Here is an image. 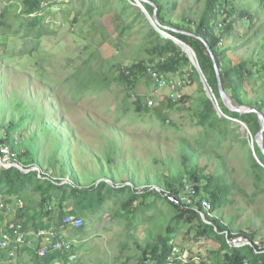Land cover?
Returning <instances> with one entry per match:
<instances>
[{"label": "rangeland", "instance_id": "rangeland-1", "mask_svg": "<svg viewBox=\"0 0 264 264\" xmlns=\"http://www.w3.org/2000/svg\"><path fill=\"white\" fill-rule=\"evenodd\" d=\"M156 1L164 26L192 28L205 0ZM259 1L231 0L235 22L223 41L226 60L264 61V8L259 7ZM128 3L136 7L133 0ZM7 5L8 21L14 22V15L22 10L21 0ZM64 6L54 5L41 14L39 28H44V36L29 55L21 49L25 44L23 31L13 33L18 22L10 26L11 31L0 27V131L8 147L24 158L31 170L76 186L104 182L101 192L106 198L97 212L84 217L78 216L74 196L66 188L68 217L83 221L82 229L62 230V237L71 239L74 246L80 244L78 264H136L141 247L173 217L174 211L161 191L170 185L183 188L188 184L198 186L199 197L211 199L203 187L208 176H223L231 187L222 204L211 212L212 217L220 219L231 234H248L264 241V185L255 189L248 172L252 159L258 161L248 125L224 116L230 121L221 134L199 126L197 113L201 100L208 96L217 114H223L202 73L200 82L192 80L182 93L168 89H182L177 83L183 78L190 80L189 66L174 74H159L167 80L164 88H158L149 71L132 87L116 80L118 69L154 60L143 46L148 25L161 34L151 14L138 8L145 14L137 20L140 23L117 31L113 14L94 13L75 22L73 13L65 16L61 11ZM245 10H252L254 18H240ZM130 14L126 12L124 18ZM81 82L94 84L90 87L95 90L80 91ZM241 89L246 103L263 100L264 74L258 73ZM178 94L184 99L174 103L163 123L161 111L168 105L165 97L172 101ZM136 97L141 104L149 98L155 107L136 111ZM195 175L200 179L195 180ZM108 186L123 190L116 193ZM128 186L137 192L150 186L160 196L149 192L138 196L131 205L137 206L123 212L121 204L132 193ZM12 199L10 210H0V234L17 221L21 206H34L38 197L27 191ZM51 205L57 208L56 199ZM178 227L173 239L176 249L183 248L188 257L200 251L207 260L221 261L223 251H218L216 242H193L195 230L184 223ZM35 245L33 241L30 249ZM23 256L20 264H30V253Z\"/></svg>", "mask_w": 264, "mask_h": 264}, {"label": "trees", "instance_id": "trees-1", "mask_svg": "<svg viewBox=\"0 0 264 264\" xmlns=\"http://www.w3.org/2000/svg\"><path fill=\"white\" fill-rule=\"evenodd\" d=\"M1 1L3 4H1ZM10 1L11 0H0V27L11 31L10 26L15 21L18 22V28L14 30L13 33L23 31L22 37L23 40L25 39V44L21 49L28 55L36 51L39 45L38 40L44 36V28H39L41 14L54 5L64 4L65 6L61 8V11L65 16H69L70 13H73L75 22L80 21L82 18L92 16L94 13L99 15L104 13L113 14L116 18L115 27L117 31L119 28L121 30L132 28L135 23L139 24L140 22H137V20L145 15L138 7H134L128 3V1L131 0H21V12L14 15V22H9L8 18L10 17V12L7 3ZM141 4L148 14H152L153 10L156 9L158 23L161 27L164 26L160 17L161 6L156 0H141ZM261 6L264 8V2L260 0L259 7ZM221 10H223L224 14L227 16L225 20H228L223 28L217 26V21L222 14ZM232 10L231 0H205L202 12L192 28L175 25L171 26L172 29H166V32L185 42V44L192 48L200 71L207 85L212 89L223 114V116H219L214 109L212 101L205 98L201 100V107L197 113L198 125L206 128L208 131L218 134L223 132V129L227 127V123L230 121L226 117L241 119V121L248 125L253 148L258 157V161L252 159L253 162L248 172L253 179V187L258 189L259 186L264 185V155L254 141V135L260 128L257 116L254 112L239 113L237 111H231L222 102L217 89V80L211 57L212 55L217 64L223 89L234 104L237 106L254 107L264 118V99L255 103H246L240 95L241 88L248 80L253 79L258 73L264 74V61L252 58L240 59L235 63L225 59L223 41L226 39V34H229L230 30L233 29V23L235 22L231 17ZM126 12H131L127 20L124 18ZM254 16L255 15L249 10L242 11L239 15L240 18H248L249 20L253 19ZM131 17L133 18L129 20ZM248 19H246V21H248ZM215 27L217 31H215ZM143 46L154 60L151 62H135L129 66L118 69L115 78L119 83H126L132 87L142 75L149 71V73H151V78L154 79L157 85V81L152 75L153 73L161 77L159 74H174L181 71L186 66L191 68L192 74L190 76L188 75L190 80L183 78L181 84H178L182 89L178 88L175 90L170 87H168V89L175 93H178L180 90V93H182L192 80L196 79L199 81V73L195 67L191 65L186 53L171 39L163 37L149 25L148 32L143 40ZM92 85L94 84L81 82L79 90H95L94 87H90ZM82 94L83 93H81V95ZM176 97L177 98H173L172 101L170 100L171 98L165 97L168 100V105L167 108L161 111L160 119L163 123L167 120L165 114L168 113V110L174 103L181 102L184 99L183 94L181 96L178 94ZM148 100L149 98L146 99L144 104H141L140 98L136 97L134 100L136 111L153 109L155 107L154 102L151 100V104H148ZM159 113L160 112H157L156 116H159ZM262 145L264 147V130L262 133ZM17 161L24 168H27L28 171H22L14 166L7 168L0 166V196L5 204L4 207L0 208L1 212L11 209L9 203L13 200L12 197H21V194L27 191L34 192L38 199L36 204L32 207L29 205L21 206L17 210V219L15 218L17 221L6 228V230H3V232L10 234L11 240L4 248H0V264H11L14 261H16V264H20L23 262V255L26 252L30 253L28 260L30 264H55L59 262L63 264H78L77 248L80 244L74 246L73 243L70 242L71 239L66 236L62 237L63 229L65 230L70 227L75 231V229L83 228V225L75 228L66 223L69 213L71 214L66 204V188H69L71 195L74 196L73 205L78 216L84 217L86 214L89 215L93 214L95 211L97 212L102 205L103 199L106 198L101 192L102 189L106 187L104 182L100 181L88 187L76 186L64 182L59 183L58 180H53L46 175L45 172H41V174L38 175L36 170L29 169V165L25 164L24 158L17 156ZM199 179L200 178L195 175V180ZM180 185H182L181 182ZM211 186H213L212 190H210ZM128 187L131 189L132 193L131 198L121 204L123 212L132 211V208L137 206L131 205L132 201L134 202L138 196H144V194L148 192L160 196V192L150 189V186H144L143 190L140 192H137V190L134 191V188L130 186ZM197 187L184 184L183 188H178L173 185H170L169 189L164 188L165 191L181 199V203L173 204L168 201L161 192L163 200L174 211L173 217L164 227L163 231H158L152 239L148 240L144 246L141 247V253L138 256L136 264H264V251H255L248 244L242 246L229 245L227 242V235L231 236V233L226 231L227 227L223 225L220 219L213 218L212 214L205 215V220L201 218L200 214L203 212L200 203L201 200H207L210 204V211L214 212V208L221 205L229 194L231 187L225 182L223 176L207 177V184L203 187L205 191L210 194L211 199L199 197ZM108 188L116 193L123 190L111 186H108ZM187 188H193L195 190L194 195L190 196L187 192ZM187 198L191 200L189 203L182 201V199L184 200ZM53 199H56V209L51 205ZM181 223L187 224L189 225V229L195 230V236L192 238L193 242L201 241L202 244L206 241L216 242L218 244V251H223L221 261L207 260L206 255L202 254L200 251H198L199 254L188 257L186 253L183 252V248L176 249L173 239ZM17 226H20L21 231L25 235V241L16 248L13 243V238L17 235ZM48 227L56 233L53 240H63L65 242L56 249H51L50 246L47 247L44 254L41 255L39 254V250L44 240L41 236L36 234V231ZM31 229H33V231H31ZM30 232H32L33 235H30ZM243 235L251 241L254 239L252 235ZM33 241L36 244V250L30 249V246L33 245ZM65 244H67V247ZM125 263L126 261L122 264Z\"/></svg>", "mask_w": 264, "mask_h": 264}, {"label": "built area", "instance_id": "built-area-1", "mask_svg": "<svg viewBox=\"0 0 264 264\" xmlns=\"http://www.w3.org/2000/svg\"><path fill=\"white\" fill-rule=\"evenodd\" d=\"M221 16L219 18V20L217 21V26L219 28H223L225 23L228 20H225V18H227L226 14H224L223 10H221ZM223 18V19H222ZM153 77H155L156 81H157V85L158 88L164 87L165 85H167V80L162 79L161 77H158V75L156 73L152 74ZM171 81V80H168ZM175 82V80H174ZM179 84V82L177 83ZM169 85V84H168ZM173 88V86H172ZM151 103V100L148 101V104ZM9 145L6 144L5 142V137L3 135V133H1L0 131V165L3 168H7L10 166H14V167H19L22 165L17 161V154L15 152H13L9 147ZM28 171V169H27ZM162 195L170 202H172L173 204H180L181 203V199H179L178 197L170 194L169 192L162 190ZM187 192L190 196L194 195L195 190L193 188H187ZM182 201H186L187 203H189L191 200L189 198L187 199H182ZM201 206L203 208V212L200 214L202 219L205 220V215H211V211H210V204L207 200H201L200 201ZM4 201L2 199V197L0 196V208L4 207ZM66 223L69 226L78 228L80 226L83 225V221L82 218L80 217H67L66 219ZM16 233L17 235L13 238V243L14 246L17 248L18 246H20L21 243H23L25 241V235L23 234V232L20 229V226L16 227ZM36 234L38 236H41L43 238V245L40 248V250L42 251L39 254H44V251L47 247L50 246L51 249H56L58 247H60L65 241L63 240H53V238L55 237L56 233L48 228L45 229H39L36 231ZM11 240V236L10 234L3 232L0 236V248H4ZM227 242L229 245H233V246H242V245H250L252 247V249H254L255 251H264V241L263 240H258V239H253V241L249 240L245 235L243 234H231V236L227 235ZM65 246L67 247V244H65ZM39 250V251H40ZM11 254V253H10Z\"/></svg>", "mask_w": 264, "mask_h": 264}, {"label": "water", "instance_id": "water-1", "mask_svg": "<svg viewBox=\"0 0 264 264\" xmlns=\"http://www.w3.org/2000/svg\"><path fill=\"white\" fill-rule=\"evenodd\" d=\"M133 1H134V5L136 7L141 8L148 15V13L146 12V10L144 9V7L141 4V0H133ZM151 20L153 22L154 27L156 29H158V31L160 30L161 35L163 37L171 39L176 44H179V42H180V44H183L185 47H187L189 49L187 51H185L183 49L182 50L185 51V53L187 54L189 60L191 61L192 65L195 67V69L199 73V77L201 79V75H200L201 71H200L199 65L197 64V61L195 60V53L192 50V48L189 47L187 44H185V42L179 40L175 36H173V35H171V34L166 32V29H172V28H169L167 26L161 27L159 25V23L157 21V18H156V9H154L152 14H151ZM211 57H212V60H213V67H214L216 80H217V89H218L219 97L222 100V102L231 111H237L239 113L254 112L256 114L260 128L257 131V133L254 135V141L257 144V146L260 149V151L262 152V154L264 155V147L262 145V133H263V130H264V118H263L262 114L260 112H258L254 107H251V106H237L236 104H234V102L231 100V98L228 96V94L223 89L222 82H221V77H220V74H219V70H218L217 64L215 63L214 58H213L212 55H211ZM208 97L212 101L213 106L215 107V104L213 102L212 97L211 96H208ZM242 127L245 128L243 123H242ZM18 168L23 170V171H27V169H24L21 166H19ZM32 169H36V168L32 167ZM37 174L40 175V172L38 170H37Z\"/></svg>", "mask_w": 264, "mask_h": 264}, {"label": "bare ground", "instance_id": "bare-ground-1", "mask_svg": "<svg viewBox=\"0 0 264 264\" xmlns=\"http://www.w3.org/2000/svg\"><path fill=\"white\" fill-rule=\"evenodd\" d=\"M179 45L181 46V48L183 49V50H185V51H187V50H189L187 47H185L183 44H180V42H179Z\"/></svg>", "mask_w": 264, "mask_h": 264}, {"label": "crops", "instance_id": "crops-1", "mask_svg": "<svg viewBox=\"0 0 264 264\" xmlns=\"http://www.w3.org/2000/svg\"><path fill=\"white\" fill-rule=\"evenodd\" d=\"M250 12H252V10H249Z\"/></svg>", "mask_w": 264, "mask_h": 264}, {"label": "clouds", "instance_id": "clouds-1", "mask_svg": "<svg viewBox=\"0 0 264 264\" xmlns=\"http://www.w3.org/2000/svg\"><path fill=\"white\" fill-rule=\"evenodd\" d=\"M160 31V30H159ZM195 60H196V58H195ZM192 64V63H191Z\"/></svg>", "mask_w": 264, "mask_h": 264}]
</instances>
